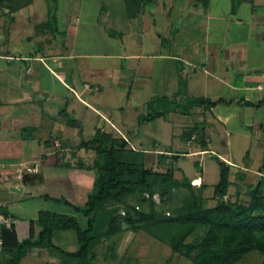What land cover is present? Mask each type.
Returning <instances> with one entry per match:
<instances>
[{
  "label": "rangeland",
  "instance_id": "1",
  "mask_svg": "<svg viewBox=\"0 0 264 264\" xmlns=\"http://www.w3.org/2000/svg\"><path fill=\"white\" fill-rule=\"evenodd\" d=\"M53 3L54 0H47ZM110 0H102V4L105 5L103 14L110 9L105 2ZM182 7L188 0H181ZM197 1V7L194 5L191 8L185 10L173 7L171 12V27L175 29L178 27L180 32L175 35L169 34L171 38L176 40L179 47L186 49L184 53L193 55L192 63L206 62L207 65L215 66L216 76H209L202 70L201 66L198 68L188 64L189 62L175 61L171 59H165L159 56H148L160 54L165 52V48H160L157 45H153V41L147 42L143 48L145 55L141 59V63L135 66L131 63L129 57L124 58H88L87 67L93 65H103L113 69L112 73L103 71V73L93 76L89 72H83L81 69V62L84 59H77V63L82 73V79H89L95 86H100L101 90L94 89V93L87 96L85 101L79 98L78 93L73 88L66 89L59 81L54 85H51L49 75L44 80L42 91L35 95L39 100V111H42L43 106L50 110L52 116L49 117L43 126V129H36L32 127L28 128L29 133L36 131V134L40 131L42 139H51L53 147H56L55 139H63L65 143L64 148L69 145L70 149H74L81 138L89 139L94 134L97 128H104L115 132L117 135H121L120 132L113 130L112 124L109 118L116 122V127L121 128L120 131L126 134L132 141V144L139 149H145L150 152L149 165H154L155 168L160 170H166V165L160 164V157L158 151H180L184 155L176 163V177L182 179L186 174L192 179V184L199 187L202 183L208 184V187L204 189L203 196L206 198V204L208 206H214L217 203V198L214 196V186L220 179V166L217 161V157L228 161L230 159L234 165H232L233 172L231 179L233 185L230 187L228 198L232 201H241L248 203L250 196L247 194V182H253L257 179V176L246 182H240L235 166L239 163L246 164L245 155L250 150V156L257 162L255 168L260 165L262 156L264 154V133L260 130L259 135L263 136L261 141L260 137L252 135L251 138L243 135L234 126L230 127L223 124L217 118L213 112H205L203 105L195 104L192 102L197 97H207L211 99H217L219 97L227 100L234 99V104L241 98L242 94H237L232 89V82L235 84H242L246 79H258L261 67L255 68L254 64H251L252 53H257V46L261 44V50L259 58L264 60V0H248L236 6L238 11L237 16L231 14V9L235 8L234 4L237 0H209V9L206 11L204 5ZM41 1H39V4ZM73 2V1H72ZM71 2V3H72ZM173 2V0H172ZM254 2V3H253ZM55 4V3H54ZM255 4L254 9L258 12V25L254 26L253 23H248L252 6ZM112 9L118 10L120 8L118 2L113 1ZM0 7V99L7 98L8 91L14 93L17 91V86L7 85L6 83L12 80V72L16 61L17 51H21V47H24L26 51L27 47L35 52L38 47L44 42V38L39 35H35V30L30 25L29 18L23 15L21 22H13L14 16L12 13L7 12L9 10H3ZM151 8V7H150ZM122 9V8H121ZM149 9V7H148ZM156 15V23L159 25L162 22V15L164 13L167 16V12H161L153 7L151 9ZM207 12V14H206ZM212 12L215 16L214 19H209L208 14ZM151 16V12L149 13ZM153 17V16H151ZM238 17L243 19L244 23L238 22ZM146 20L144 16L141 17ZM141 19V20H142ZM38 20V18H37ZM167 20V17L166 19ZM40 21V20H38ZM169 25V24H168ZM254 26V27H253ZM42 29V27H41ZM142 29V28H141ZM157 29H155L156 31ZM54 35L60 37L58 32H53ZM158 35V30L155 32ZM166 35H168L166 33ZM225 35V37H224ZM26 36H33L32 41H29ZM154 38V37H153ZM223 41H220L221 39ZM135 40V37H131ZM228 39L231 43L235 41H248V44L240 49L237 56L240 61L245 60V63H250L253 70V74L241 75L242 71L235 70V66L238 63H233L231 60H227L224 52L221 48L227 47ZM43 40V41H42ZM181 43L179 44V42ZM194 42L196 45L194 50L190 47L189 42ZM41 42V44H40ZM182 44V45H181ZM215 45V49L211 48ZM45 45V44H44ZM175 47L173 53H177L178 47ZM217 46V47H216ZM185 47V48H184ZM130 48V47H129ZM136 47H134L135 49ZM247 49V54L245 53ZM140 50L138 47L135 51ZM193 50V51H191ZM12 52L13 58L11 60L3 59L1 55ZM183 54V53H182ZM257 56V55H256ZM234 57V56H233ZM245 59H243V58ZM72 60L65 61L69 64L67 75L65 79L68 83H71V73L75 72L74 66L71 63ZM133 62V61H132ZM134 65V66H133ZM230 69L228 71L227 69ZM249 69V68H247ZM11 78V79H10ZM223 79V81L221 80ZM66 82V84H68ZM4 84V85H3ZM6 85V87H5ZM69 85V84H68ZM70 86V85H69ZM5 87V88H4ZM71 87V86H70ZM45 88V89H43ZM47 88V89H46ZM54 93H66L69 100L76 109L75 112L72 108L67 109V115L65 110L67 108L66 102L62 99L64 96H55L54 99L44 101L45 94L50 93V90ZM258 92L253 90L247 94V97L257 98ZM156 100V101H155ZM54 102H59L55 104ZM18 107L19 109L28 110L29 107ZM226 105V104H225ZM15 106L10 107L11 110L15 109ZM228 106V105H227ZM42 107V108H41ZM189 107L188 113H183L184 108ZM73 108V109H74ZM16 108V110H19ZM159 109H176L169 112L166 116L147 120L149 113H154ZM231 110L232 107L230 108ZM240 115H237L242 120L241 125L247 128L245 124V117L243 115V109H240ZM35 112H31V117ZM74 118L78 126L72 127L68 123V118ZM47 124V126H45ZM248 127L251 133L254 134L259 128ZM193 127L202 128L205 132V136L208 139L207 149L203 150V142L201 141L200 134L197 132L194 134V141H188L184 137V133ZM46 128V130H44ZM41 129V130H40ZM253 129V130H252ZM264 130V128L262 129ZM27 131V130H26ZM39 131V132H38ZM23 132V130H22ZM264 132V131H263ZM256 134V133H255ZM224 141H228V144H224ZM12 146L16 145V148L2 149V156L7 152L13 153V156L18 155L17 143H11ZM60 147V145H57ZM75 146V147H73ZM83 163L88 166L92 164L96 158V153L83 149ZM86 152V153H85ZM69 153V151L67 152ZM72 153V152H70ZM72 155V154H71ZM0 156V159H2ZM7 156V155H6ZM253 159V161H254ZM86 161V162H85ZM153 163V164H152ZM172 163L171 159H168L166 164ZM199 175L203 176L201 180L195 177ZM260 179V177H259ZM255 182V181H254ZM52 193L48 184H41L39 188L35 190V198L27 199L26 206L32 211H28L27 214L22 216V219L27 220L26 215L33 214L36 210H56L62 213H73L72 207L65 202H58L54 199H49L45 195ZM42 194V195H40ZM189 194V190L186 188H176L173 190V194L168 198L162 199L160 194H156L154 199L156 201V209L159 212L169 213L174 212L177 208L183 205L186 196ZM55 198V197H53ZM60 198V197H59ZM129 201L141 209L149 211L150 207L147 201L143 200L141 195H133L129 197ZM74 205H84L78 203ZM114 203H111L110 207ZM29 206V207H28ZM125 209V208H124ZM122 214H125L122 211ZM125 228L127 224L124 225ZM194 235L189 237L188 241L194 239ZM56 242L64 249L68 251H76L79 248L77 239V233L74 230H69L60 233ZM96 257L93 259V264H191V258L184 254L174 252L171 246L163 242L156 237L150 235L144 230L135 231L131 229H125L119 234L113 236L110 239H105L96 247ZM53 258H58L57 262L53 261L52 264H61V258L58 255H53ZM263 259V256L258 252H252L246 255L237 264H259Z\"/></svg>",
  "mask_w": 264,
  "mask_h": 264
},
{
  "label": "crops",
  "instance_id": "2",
  "mask_svg": "<svg viewBox=\"0 0 264 264\" xmlns=\"http://www.w3.org/2000/svg\"><path fill=\"white\" fill-rule=\"evenodd\" d=\"M39 1H41V4H39ZM113 1L114 3L118 2L120 6L118 10L112 9L111 6L113 5ZM105 3L110 9H107L104 14L105 5L102 4V0H54L53 3L47 0H33L31 4L13 13V22H21L25 14L26 17L29 18L30 25L36 32L35 35H39L45 39L35 52L30 48L31 46L29 48L27 47L26 51L24 47H21L22 50L16 52L17 56L15 60L19 62L14 64L12 68L13 82L8 81L6 84L17 86V91L14 93L8 91L7 98L3 100L0 99V156H2L3 147L7 150H12L16 148V145L12 146L11 143L18 144V155L13 156V153L7 152V154L4 153V157L2 156V159H0V206L4 207L8 211V215L14 218L17 235L20 241L25 240L31 235L32 221L37 219L39 211H41L35 209L33 213L35 215H26L27 220H24V218L22 219L23 215L27 214L28 211H32L27 208L25 204L28 202L27 199L35 198V190L39 188L41 184H48L52 192L49 193L51 197H65L72 204H78L79 202L85 204L95 183V171L80 165L81 161L84 162L83 159H81L84 153L83 149L78 152L77 156H72L70 153L72 149L69 148V145L66 148L62 147L65 140L62 139L60 141V139H55L57 147V149H55L50 141L51 139H42V131H38V135L36 134L37 129H43L45 121L52 116L50 110L45 106H43V108L41 107L42 111H39L40 107L38 104L40 103L35 97L37 93L39 94V92L42 91L44 80L48 79L45 77L49 75L51 85L59 81L66 89L73 88L75 92L78 93L79 98L86 102L85 99L87 96L94 93V89L101 90V88L100 86H95L89 79H82V73L77 59H84L81 62V69H83V72L86 71L93 76H97L109 69V73H112L113 69L107 67L105 64L87 67L86 59L99 57H116L122 59L127 55L126 57L131 59V63L137 66L141 63V59L147 56L143 52V48L148 44V41H153L152 43L153 45H157L156 47L159 46L167 50L166 53L161 52L160 54H156L157 52L155 53L154 51V55L148 54L149 57L159 56L165 59L183 62H189V60L193 58V55H191L192 52L190 54H188L189 52L187 54L184 53L186 49L179 47L176 40L171 38L169 34L175 35L176 32H180L178 27L175 29V27H171L170 24L173 7H181L183 10L191 8L192 5L197 7L196 0H188L185 7H182L181 0H173V2L172 0H147V3L142 7V11L137 15L129 13L125 0H110L109 3L107 1ZM50 6H56L57 26L60 37L54 35L48 28H38L42 23L48 21ZM209 6V4L204 5L206 11H208ZM254 6L255 4L252 6V14H250L248 23H253V25L256 26L258 25V12L255 11ZM153 7H155V9L158 8V10H163H160L161 12H167V16L161 13L163 19L159 25L156 23V15H154V12L151 10ZM150 12L153 17L149 15ZM231 14L236 17L238 11L233 8L231 9ZM142 16L146 17V20H143L141 18ZM166 17L167 20H165ZM207 17H209V19L215 18L212 12H209ZM37 18L40 21H38ZM238 22L244 23L243 19L240 17H238ZM155 29L158 30V35L155 34L157 31H155ZM166 33L168 35H166ZM32 37L33 36H26L29 41H32ZM131 37H135L136 39L132 40ZM220 41L223 40L221 39ZM180 43L181 41L179 44ZM189 43L190 47L194 50L196 46L194 42L190 41ZM247 44L248 41H235L231 43L228 39L227 47H216L218 49L221 48L227 60L232 59L231 61L233 63H238L235 66V70H241V75H249V77H252L250 75L253 74V70L251 67H248L250 63L248 64L245 63V60L240 61L237 59L240 49L242 50ZM176 45L179 50H177V53H173ZM215 45L217 44H213L211 48L216 50ZM134 47L136 48L134 49ZM138 47H140V50L135 51ZM260 50L261 44H258L257 53L255 54L254 52L251 54V64H254L253 66H255V68H262L260 71L257 70L256 72L259 73V78L246 79L242 84H235L234 82L231 84L233 91H236L237 94H242V92H244L241 98L257 101L264 97V60L259 58L261 56L259 55ZM245 51L247 54V49ZM241 52L244 51L242 50ZM1 56L6 60H11L13 58L12 52H8ZM68 60H72L71 63L75 69V72L71 73L69 77L71 83H68L65 79L68 66H70L68 63H65V61ZM188 64L196 68H198L197 65H199L209 76H216L217 79L219 78V75L216 74L215 66L210 67L206 62L192 63L190 61ZM227 70L230 71L229 68ZM221 80L223 81L222 78ZM66 82L71 87L66 84ZM253 90L258 92V94L256 93L257 98L255 97L253 99L249 96L247 97V94ZM48 91H50V93L45 94L47 99L43 100L44 103L45 101L48 102V100L54 99L55 96H64L62 100L67 104L66 110L71 107L72 111L75 112L76 109L74 105H72L71 100L67 99L69 97L68 94H56L52 89ZM220 98L222 97L215 100ZM54 103L59 104V102ZM22 104H24L23 107H29L28 110L19 109L18 107H21ZM225 104L226 103H219L212 108L204 107L205 112L211 111L215 115L217 114L216 116L219 121L227 126H234L240 133L249 138H251L252 135H256V137L261 136L258 134L260 130L264 133V130H262L264 128V105L261 107H253L241 103ZM12 105L19 106H15V109L11 110L10 107H12ZM231 107L233 110L230 109ZM16 108L19 110H16ZM241 108L243 109L244 121L247 128L242 127V120L237 116L240 115ZM31 112H35L32 117L30 116ZM109 121L112 124L113 130L123 134L120 131L121 128L114 126L116 125L114 120L112 121V119L109 118ZM66 123L69 124V122ZM255 125H258L257 127L259 130L253 134L248 127H256ZM32 126L36 131L29 133L28 128ZM45 126H47V124ZM44 130H46V128H44ZM123 135L126 134L124 133ZM260 138L262 141L263 136ZM78 144L79 142L77 145ZM224 144H228V141H224ZM57 145H60V147ZM68 151L69 153H67ZM261 158V164L258 165L257 168L254 167L257 165V162L253 157L252 160L254 159V161H252L251 165H249V162L246 160V164L242 165L239 163L235 166V171H237V176L241 183L257 176V179L254 180L255 182H247L249 187L251 184H255L260 176L264 175V154ZM69 162L71 165L67 166L66 163L68 164ZM227 162L231 165L232 174V165L234 164L230 159H228ZM197 178L201 180L204 179L201 175L195 177V180ZM15 188H22V191L18 192ZM40 231L41 226L35 222V234L37 235ZM62 232L65 231H60L55 234L54 241L57 245L59 244L56 242V239ZM2 245H0V264H2L4 258ZM57 260L58 258H53L52 254L46 249L33 248L29 250L20 264H45L46 262L52 264L53 261L57 262Z\"/></svg>",
  "mask_w": 264,
  "mask_h": 264
},
{
  "label": "trees",
  "instance_id": "3",
  "mask_svg": "<svg viewBox=\"0 0 264 264\" xmlns=\"http://www.w3.org/2000/svg\"><path fill=\"white\" fill-rule=\"evenodd\" d=\"M125 1L132 15L140 13L147 3V0ZM198 1L204 5L209 3V0ZM243 1L245 0H237L234 10ZM32 2L33 0H0V7L13 14ZM41 27L58 32L56 6H50L49 19L38 26L39 29ZM192 102L212 108L219 103L231 104L234 99L213 100L197 97ZM236 102L261 107L264 105V97L257 101L240 98ZM175 110H156L149 113L147 120L166 116ZM189 110V107L184 108L183 113H188ZM65 113L68 114L67 110ZM68 122L71 126H78L74 118L69 117ZM197 132L203 142V150H206L208 139L202 128L193 127L183 135L188 141H194L196 138L193 136ZM82 149L93 150L96 153L92 164L86 166L80 162L82 167L95 171L94 188L87 202L84 205H74L65 197L53 198L46 194L49 199L68 204L72 207L73 213L39 211L37 219L32 221L31 235L23 241L18 238L15 222L2 225L0 228L4 257L2 264H20L33 248H43L53 255H58L61 264H93V259L97 255L96 247L105 239H110L125 229L148 232L168 243L174 252L191 258V264H237L252 252L260 253L263 259L259 264H264V175L248 187L247 194L250 196L248 203L232 201L228 198L232 185L231 165L217 157L220 179L214 186V196L218 200L216 205L208 206L203 196L208 184L202 183L197 187L186 174L182 179L176 177L175 165L184 155L183 152L158 151L160 164L167 166L166 170H160L148 164L149 151L136 148L127 135H117L104 128H97L89 139L82 137L76 148L71 150L72 156H77ZM245 158L251 165L253 160L250 151ZM168 159L172 160L169 165L166 164ZM66 165L71 164L69 162ZM176 188L189 190L183 205L173 213L159 212L156 209L155 195L158 193L165 199L171 196ZM139 194L148 202L149 211L129 201L130 196ZM111 203L114 204L110 207ZM122 211L125 214H122ZM0 212L9 214L2 206ZM35 222L41 226V231L37 235L34 232ZM66 230H74L77 233L79 248L76 251H68L54 241L57 232ZM193 235L194 239L188 241Z\"/></svg>",
  "mask_w": 264,
  "mask_h": 264
},
{
  "label": "built area",
  "instance_id": "4",
  "mask_svg": "<svg viewBox=\"0 0 264 264\" xmlns=\"http://www.w3.org/2000/svg\"><path fill=\"white\" fill-rule=\"evenodd\" d=\"M12 222H14V218L11 215H8L5 213H0V228L4 224H11ZM2 244H3V240H2V238H0V245H2Z\"/></svg>",
  "mask_w": 264,
  "mask_h": 264
},
{
  "label": "water",
  "instance_id": "5",
  "mask_svg": "<svg viewBox=\"0 0 264 264\" xmlns=\"http://www.w3.org/2000/svg\"><path fill=\"white\" fill-rule=\"evenodd\" d=\"M16 191L21 192L22 188H15Z\"/></svg>",
  "mask_w": 264,
  "mask_h": 264
}]
</instances>
